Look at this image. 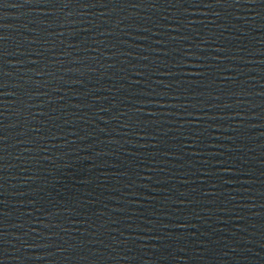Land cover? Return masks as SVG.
Listing matches in <instances>:
<instances>
[{
    "label": "water",
    "instance_id": "obj_1",
    "mask_svg": "<svg viewBox=\"0 0 264 264\" xmlns=\"http://www.w3.org/2000/svg\"><path fill=\"white\" fill-rule=\"evenodd\" d=\"M0 264H264V0H0Z\"/></svg>",
    "mask_w": 264,
    "mask_h": 264
}]
</instances>
